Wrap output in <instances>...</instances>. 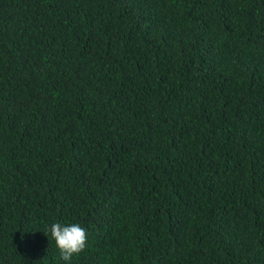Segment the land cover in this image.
<instances>
[{
    "label": "trees",
    "instance_id": "16d2710c",
    "mask_svg": "<svg viewBox=\"0 0 264 264\" xmlns=\"http://www.w3.org/2000/svg\"><path fill=\"white\" fill-rule=\"evenodd\" d=\"M0 264H264V0H0Z\"/></svg>",
    "mask_w": 264,
    "mask_h": 264
},
{
    "label": "clouds",
    "instance_id": "9594fccd",
    "mask_svg": "<svg viewBox=\"0 0 264 264\" xmlns=\"http://www.w3.org/2000/svg\"><path fill=\"white\" fill-rule=\"evenodd\" d=\"M48 232L50 238L55 241V246L58 248L62 259L66 261L71 259L74 254L82 252L86 247L87 233L79 224L73 223L65 226L61 223H53Z\"/></svg>",
    "mask_w": 264,
    "mask_h": 264
}]
</instances>
